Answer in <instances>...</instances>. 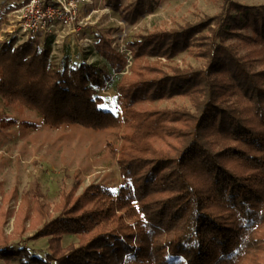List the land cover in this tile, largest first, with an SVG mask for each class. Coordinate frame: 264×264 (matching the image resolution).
<instances>
[{
  "label": "trees",
  "instance_id": "1",
  "mask_svg": "<svg viewBox=\"0 0 264 264\" xmlns=\"http://www.w3.org/2000/svg\"><path fill=\"white\" fill-rule=\"evenodd\" d=\"M15 1L10 11L27 2ZM141 1L104 5L131 25ZM205 31V68L163 70L160 59L188 51ZM230 39L251 48L239 56L224 44ZM50 41L31 34L15 47V39L0 43V99L51 129H120L122 184H91L77 196L74 185L51 211L37 201L30 220L42 226L31 238H48V252L30 255L1 232L0 264H264V68L251 70L264 56V6L224 0L211 18L137 36L127 44L129 75L108 39L98 37L95 50L110 74L68 60L53 65ZM109 88L115 106L102 95ZM176 96L196 100V114L142 107ZM26 216L21 208L15 216L19 233ZM65 236L77 242L64 247Z\"/></svg>",
  "mask_w": 264,
  "mask_h": 264
},
{
  "label": "rangeland",
  "instance_id": "2",
  "mask_svg": "<svg viewBox=\"0 0 264 264\" xmlns=\"http://www.w3.org/2000/svg\"><path fill=\"white\" fill-rule=\"evenodd\" d=\"M136 1L120 0V6L129 9L134 7ZM146 1L140 2L139 15L130 25L106 8L104 0H86L81 5V24L75 33L57 26L47 37L39 36V41L51 39L49 60L55 66L61 67L68 60L69 66L85 63L110 74L107 62L95 50L98 37H103L110 40L111 47L126 58L127 65L121 75H129L132 53L127 44L131 40L140 35L174 31L196 24L217 15L224 3V0H150L148 10ZM231 1L253 7L255 11L264 6V0ZM14 5H17L15 0H0V43L15 39V47L25 42L31 33L25 32L19 25L16 10H9ZM197 37L188 51L170 61L160 59L163 70L184 72L205 68L207 58L203 53L204 43L209 39L210 32L205 31ZM224 44L239 56L246 55L251 48L238 39L227 40ZM149 61H155V58H149ZM263 68L264 56L257 57L251 63L253 71ZM102 95L115 106L112 88L102 92ZM200 100L201 97L197 99ZM193 101L185 96H176L146 103L142 107L196 114ZM5 119L15 120V123H0V233L13 239L18 247H24L30 255L43 257L48 252V238H31L42 226H32L30 220L35 203L39 201L48 205L51 211L59 200L61 190H69L74 185L75 196L96 183L118 190L122 176L117 165L116 150L121 143V130L92 131L77 125L51 129L41 124L35 112L6 106L0 99V120ZM20 208L21 211L26 210L27 214L22 221L21 233L15 219ZM76 242L75 237L65 236L62 245L66 247Z\"/></svg>",
  "mask_w": 264,
  "mask_h": 264
},
{
  "label": "built area",
  "instance_id": "3",
  "mask_svg": "<svg viewBox=\"0 0 264 264\" xmlns=\"http://www.w3.org/2000/svg\"><path fill=\"white\" fill-rule=\"evenodd\" d=\"M86 0H27L19 7L18 22L28 33L45 36L57 26L75 33L81 24V5Z\"/></svg>",
  "mask_w": 264,
  "mask_h": 264
}]
</instances>
